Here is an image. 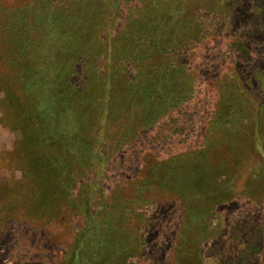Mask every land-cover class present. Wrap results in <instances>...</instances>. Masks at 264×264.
I'll list each match as a JSON object with an SVG mask.
<instances>
[{"label":"rangeland","instance_id":"1","mask_svg":"<svg viewBox=\"0 0 264 264\" xmlns=\"http://www.w3.org/2000/svg\"><path fill=\"white\" fill-rule=\"evenodd\" d=\"M195 1L203 38L182 56L158 44L174 50L157 63L171 87L147 75L145 128L106 155L102 140L98 165L78 167L60 157L87 141L59 122L47 82L68 78V105L91 104L89 129L101 105L104 127V31L91 45L42 5L0 0V264H264V18L251 0ZM164 88L180 101L148 112Z\"/></svg>","mask_w":264,"mask_h":264},{"label":"trees","instance_id":"2","mask_svg":"<svg viewBox=\"0 0 264 264\" xmlns=\"http://www.w3.org/2000/svg\"><path fill=\"white\" fill-rule=\"evenodd\" d=\"M30 1H32L33 5H42V8L38 7V16L42 17L45 21L50 22L52 17H54L56 22L62 21V28L65 29V32L70 33L71 29L73 30L74 28V24H76L75 33H78L76 28L79 26L86 28L89 34L87 42L91 45H98V43H94L95 39H98L97 33L99 30L104 31V78H107L104 81L108 80L104 93H108L110 97L104 103V127L102 125L95 127V124L101 118L99 114L101 105H97L98 109L100 107V110L96 109L93 114L95 117L93 116L91 120L93 127H90V129L83 125V120H85L86 116L90 117V115L84 112L88 111L91 104H86L85 106V104L77 102V106L84 107H81L82 109H72L68 105L69 100L74 95L72 93L74 87L72 83H67L68 78H65L63 81L57 79V72L52 76L53 79L47 82L48 85L55 84L59 88L60 105L65 104V110L61 109L62 116L60 119L58 118L59 122L67 128H73V131H71L72 135L77 134L83 141H87V144L84 146L85 150H83L81 144H77L79 142L75 144V148H67L73 159L70 156L71 159L67 160L65 157H60V166L66 165L65 163L67 162L72 163L73 161L80 163L78 167H85L87 165L96 166L99 161V154L96 152V149L102 140L106 145L104 148V154L106 155V153L112 152L107 146H113L115 151L120 150V146L128 144L131 137H135L140 129L145 128L144 117L140 115L142 109L139 110L136 104L143 106L145 103L140 98L141 91L150 92L156 88L155 85L152 86L153 83H149L151 80L147 79V75L151 74L154 76L155 74L159 77L157 79L162 83V87H171L169 79L172 71L170 73H163V70L158 69L157 63L162 57H166L165 54H169L171 50L172 52L174 50L170 49V51L165 50L163 52L162 47L158 44L167 45L169 48L182 47L178 52L182 56L183 50L188 48L189 45L193 46L199 43L203 38V34L201 33L202 36L200 34L201 29H199L200 25L204 23L201 17L203 15L198 13L196 10L198 8L191 6L196 2L195 0ZM251 1L252 6L256 10L259 9L261 18H264V0ZM27 5L29 4L27 3ZM99 7L103 8L98 9ZM190 9L192 11L188 12L187 10ZM254 19L257 18L254 17ZM35 22L37 23V21ZM113 22L116 26L115 31L111 29ZM89 47L91 48L92 46ZM247 54L248 50L244 48L241 55L245 57ZM140 56L142 57L138 58ZM65 66L71 73L74 72L75 75L77 70L72 63H69V61L65 62ZM176 73L178 74L179 72ZM179 87V91H182L183 87L181 84ZM172 92L171 89L164 88L163 90L149 94L148 98L154 97L157 103L156 110L152 111L153 109H150L148 112L155 113L169 107H174L175 103H178L177 100L180 101V98L174 101L173 99L178 92L175 95H172ZM117 108L121 110V114L116 112ZM130 120L132 121L130 122ZM90 143L94 144V146L92 145L91 147ZM88 147L93 153H90ZM85 154L87 156H84ZM65 206L69 209L77 207L78 204H73L68 199Z\"/></svg>","mask_w":264,"mask_h":264}]
</instances>
